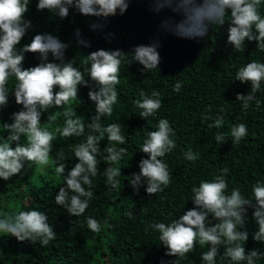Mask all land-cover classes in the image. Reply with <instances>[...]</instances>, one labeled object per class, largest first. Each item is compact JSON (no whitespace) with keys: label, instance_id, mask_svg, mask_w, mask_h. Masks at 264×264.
Returning <instances> with one entry per match:
<instances>
[{"label":"clouds","instance_id":"9594fccd","mask_svg":"<svg viewBox=\"0 0 264 264\" xmlns=\"http://www.w3.org/2000/svg\"><path fill=\"white\" fill-rule=\"evenodd\" d=\"M131 0H36L38 11L47 10L60 20L68 18L70 10L81 15L96 17L90 23L91 30L105 27L102 21L111 16L124 15ZM264 0H151L150 10L160 14L165 9L173 15L164 17L158 26V34L147 44L135 45L130 52L121 48H98L87 54V63L79 67L77 61L66 58L69 43L48 31L37 32L30 42L22 43L33 27L26 15L32 0H0V112L10 101L20 106L11 113V122L0 118V180L9 181L22 170L35 165L55 164V172L63 183L54 196V203L66 210L70 216L82 215L93 196L92 177L106 176V182L113 187L121 174L120 161L128 149L125 130L119 122L104 126L105 116H110L119 100L117 85L120 83L122 63L138 62L143 70L159 67L161 62V35L170 34L178 39L198 41L206 38L213 26H223L228 22L227 44L236 51H245V41H255L256 49L264 52V13L260 5ZM228 17V19H226ZM77 45L91 47V41L84 38L79 28L74 30ZM114 33H105L111 39ZM38 55L39 62L25 67L26 53ZM130 54V55H128ZM51 57V59L49 58ZM15 84L9 88L10 78ZM235 80L249 84L250 91L237 93L236 99L242 109L247 110L250 102L259 106L261 101L256 94L264 91V60H250L235 72ZM80 87H87V96L95 105L90 122L77 113L73 101L78 98ZM182 83L177 81L174 91L179 92ZM139 99L133 101L139 109V116L147 119L162 107L159 91L150 94L141 90ZM47 121L55 122L58 114L64 116L63 124L54 128L43 126L42 116L49 109ZM209 119V117H206ZM224 115H217L209 127H219ZM88 130L85 132V130ZM231 141L239 143L248 135L245 122L234 123L230 129ZM84 135V139L73 145L74 166L68 168L66 160L59 162L50 159L53 142ZM175 130L167 117H161L156 129L149 131L139 146L146 153L138 163L139 172L127 177L129 185L138 192L141 187L149 195L163 190L170 182L169 166L163 157L176 147ZM107 140L101 149L100 142ZM218 143L226 141L223 133H217ZM188 161L198 159L199 153L191 147L183 151ZM101 159L109 162L101 173L98 165ZM67 169V171H66ZM222 168L212 179H203L191 189L189 198L193 207L180 210L170 222H157L150 225L159 233L161 245L167 256L188 258V254L200 251V264H217V258L227 264H256L264 257L260 248H245L250 230L249 220L254 221L252 239L264 245V180H257L251 186V195L244 194L239 187L229 189L226 174ZM87 186V187H86ZM249 209L252 210L249 217ZM182 212V214H181ZM132 212L126 213L129 217ZM101 220L89 216L87 227L93 232L102 229ZM12 236L18 241L41 238L47 245L55 240L57 233L46 211L31 208L15 214L0 212V236ZM241 242H244L243 244ZM204 246V247H202ZM223 247V251L221 248ZM175 261L172 262L174 264ZM160 264H168L161 259Z\"/></svg>","mask_w":264,"mask_h":264},{"label":"trees","instance_id":"16d2710c","mask_svg":"<svg viewBox=\"0 0 264 264\" xmlns=\"http://www.w3.org/2000/svg\"><path fill=\"white\" fill-rule=\"evenodd\" d=\"M35 3L36 0H32L26 14L33 27L22 43L30 42L37 32L48 31L58 35L70 45L66 58H74L79 67H84L87 54L98 48H121L130 52L135 45L149 43L158 34L160 21L173 15L168 9L160 14L152 12L151 0H131L124 15L111 16L102 21L104 28L91 30L89 25L97 21L96 17L70 10L68 18L60 20L47 10L38 11ZM259 10L264 13V3ZM227 27L228 22L221 27L213 26L209 35L198 41L161 35L160 65L148 72L138 62L122 63L120 83L117 85L119 100L112 114L105 116L102 123L104 126L121 123L127 139L120 146L128 151L119 163L121 174L116 177L118 183L115 187L108 184L102 174L91 178L93 196L82 215L70 216L54 203V196L63 183L62 177L55 172V164L26 167L22 174L14 175L9 181L0 180V212L15 214L31 208L42 209L47 212L49 223L57 233L55 240L47 245L41 243L40 237L18 241L12 236H0V264H160L161 259L168 264L173 261L174 264H200L202 249L198 245L187 259L167 256L158 231L150 225L168 223L183 208L193 207L189 199L192 187L203 179H212L222 168L229 169L226 174L229 189L239 187L249 196L251 186L257 180H264V91L256 94V99L261 101L259 106L252 101L250 107L244 110L236 94L246 95L250 85L235 80V72L240 66L250 60H264V52L256 49L255 41L247 40L245 51L233 50L227 44ZM76 28L91 41L90 48L77 45ZM109 32L114 33L110 40L105 38V33ZM38 62L37 54L26 53L25 67ZM177 81L182 83L179 92L173 90ZM15 82V77L10 78V90ZM153 89L160 92L162 107L154 116L141 118L133 101L140 98L141 90L150 94ZM88 90L87 87H80L79 99L73 101L72 107L82 119L90 122L95 105L87 96ZM19 108L14 100L10 101L0 112V118L11 122V113ZM54 110L58 108L49 109L42 116L44 127L51 129L56 124H63L62 114H58L55 122L47 121L48 114ZM221 113L224 115L222 124L209 127L212 119ZM161 117H167L175 130L176 147L163 157L169 166L170 182L156 194H147L143 187L136 192L127 177L139 172L138 163L147 156L138 151L139 146L147 133L156 129ZM240 122L247 124L248 135L239 143H234L230 129L234 123ZM217 133H223L226 141L218 143L215 140ZM84 138V135L58 138L53 142L50 159L66 160L68 168H71L76 162L72 146ZM106 144V139L101 141V149ZM189 147L199 153L198 159L188 161L184 158L183 151ZM108 164L101 159L98 165L101 173ZM129 211L133 213L131 217L126 215ZM251 213L249 209V217ZM89 216L101 220V231L88 229ZM247 227L250 234L245 243L246 250L260 248L264 251V245L252 239L251 232L256 227L254 221L250 219ZM217 264L227 262L218 257ZM256 264H264V257L258 258Z\"/></svg>","mask_w":264,"mask_h":264}]
</instances>
